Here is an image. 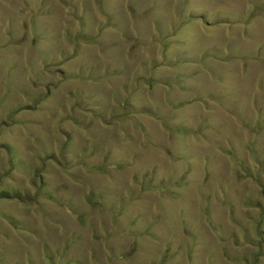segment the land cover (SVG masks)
I'll list each match as a JSON object with an SVG mask.
<instances>
[{
    "label": "rangeland",
    "instance_id": "obj_1",
    "mask_svg": "<svg viewBox=\"0 0 264 264\" xmlns=\"http://www.w3.org/2000/svg\"><path fill=\"white\" fill-rule=\"evenodd\" d=\"M0 264H264V0H0Z\"/></svg>",
    "mask_w": 264,
    "mask_h": 264
},
{
    "label": "trees",
    "instance_id": "obj_2",
    "mask_svg": "<svg viewBox=\"0 0 264 264\" xmlns=\"http://www.w3.org/2000/svg\"><path fill=\"white\" fill-rule=\"evenodd\" d=\"M11 197H14V198H20L21 196L17 193H8L6 191H0V199H8V198H11Z\"/></svg>",
    "mask_w": 264,
    "mask_h": 264
}]
</instances>
